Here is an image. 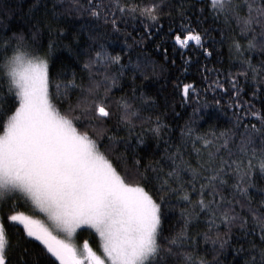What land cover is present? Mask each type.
<instances>
[{
	"label": "snow or ice",
	"instance_id": "6c2138e0",
	"mask_svg": "<svg viewBox=\"0 0 264 264\" xmlns=\"http://www.w3.org/2000/svg\"><path fill=\"white\" fill-rule=\"evenodd\" d=\"M69 16L75 39L87 36L79 76L50 71ZM51 20L0 36V264H40L35 242L50 264H223L229 248L264 264V0H60ZM168 42L205 59L228 44L236 71L202 76L205 93L229 97L227 108L215 100L232 110L228 126L201 133L189 121L179 142L165 139L159 100L143 90L160 66L143 49L168 61ZM174 88L185 103L200 94L194 82ZM178 206L181 226L165 234ZM83 232L95 249L76 242Z\"/></svg>",
	"mask_w": 264,
	"mask_h": 264
},
{
	"label": "trees",
	"instance_id": "16d2710c",
	"mask_svg": "<svg viewBox=\"0 0 264 264\" xmlns=\"http://www.w3.org/2000/svg\"><path fill=\"white\" fill-rule=\"evenodd\" d=\"M53 2L59 3L60 0H40L39 8L33 7L36 0H5V3L10 5L11 12L7 14L6 18L3 19L2 27H0V36H11L13 32H27L30 29L31 23L36 20H44L45 23H55L51 20L52 5ZM197 7H204V5H197ZM167 24V21H164ZM60 26L65 29L66 39L58 43V46L51 52L50 55V71L58 70L61 66H64L69 73L75 71L77 75H81V64L84 57L77 58L78 48H84L85 41L87 40L86 35H80L79 40L75 39L76 33L79 28V24L76 19L69 16L66 19L60 20ZM135 26V25H134ZM3 29H7L5 32ZM131 31V28H129ZM42 44L47 48L48 35L45 30V34L42 38ZM157 42L159 38H157ZM194 43V42H193ZM62 45H70L65 47ZM164 47L168 48L170 59L165 61L163 57L153 50L154 46L149 43L143 49L145 54H151L152 58L160 66L159 74L152 80L144 82L143 90L154 97H157L159 104L154 111L161 112V119L170 126V131L166 133L165 139L169 136L174 141L179 142L181 129L189 122L193 121L191 127L197 132H206L210 126H217V128H223L228 126L229 117L232 116V110L221 111L217 109L215 100H221V105L227 108L226 101L229 97L224 95L222 91L213 93L211 90L204 92V89L211 82L204 81L203 75H208L211 79H215L216 75L219 74L221 79H224L230 71H236V67L229 59L228 44L217 45L218 55L205 59L195 47L186 50H173V46L170 42L165 43ZM119 50V47L116 48ZM191 57L192 62L188 66L187 72H182L181 69L184 66V60ZM136 56L133 55L135 61ZM175 60V64L171 63V60ZM215 71L210 73L204 72V66ZM54 66V68L52 67ZM195 83L200 90L199 96L193 95L186 103L182 100L179 90L175 89L174 86L183 83ZM139 84L140 81H137ZM229 87V85H225ZM250 92L243 98L249 99ZM255 108L260 110L262 107L261 102L257 99L253 101ZM160 104H167V107L161 108ZM207 105V106H205ZM199 109V113L195 114V110ZM148 113H145L147 115ZM202 115L204 118L199 119L198 116ZM255 122V121H253ZM149 143L154 142L149 140ZM157 152V157L159 152ZM181 219L179 216V206L173 211L168 212L167 217L164 219L163 226L165 234H168L169 230H178L181 226ZM198 229H194L196 231ZM88 237L91 244L96 248L97 241L94 237L90 236L87 232L80 233V237ZM30 250L38 257H41L40 264H50V262L43 258V252L41 251L42 246H39V242L30 244L28 246ZM210 247V246H209ZM235 247V246H234ZM54 259V258H53ZM223 264H243V255H237L232 248L226 249L225 254L221 257Z\"/></svg>",
	"mask_w": 264,
	"mask_h": 264
},
{
	"label": "rangeland",
	"instance_id": "374dc122",
	"mask_svg": "<svg viewBox=\"0 0 264 264\" xmlns=\"http://www.w3.org/2000/svg\"><path fill=\"white\" fill-rule=\"evenodd\" d=\"M84 238H88V237H80V234H79V236L77 237V240H76V242L79 244ZM89 239V238H88ZM91 243V242H90ZM93 246V245H92ZM93 248L95 249V247L93 246Z\"/></svg>",
	"mask_w": 264,
	"mask_h": 264
}]
</instances>
